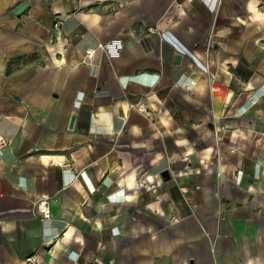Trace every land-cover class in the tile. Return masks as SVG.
<instances>
[{"label": "crops", "instance_id": "crops-1", "mask_svg": "<svg viewBox=\"0 0 264 264\" xmlns=\"http://www.w3.org/2000/svg\"><path fill=\"white\" fill-rule=\"evenodd\" d=\"M0 264H264V0H0Z\"/></svg>", "mask_w": 264, "mask_h": 264}, {"label": "built area", "instance_id": "built-area-1", "mask_svg": "<svg viewBox=\"0 0 264 264\" xmlns=\"http://www.w3.org/2000/svg\"><path fill=\"white\" fill-rule=\"evenodd\" d=\"M148 31H149V33H156L157 29L149 27ZM213 37H214V35H211V39ZM108 46H109L108 44H104V45L100 44L99 48L104 50V49H107ZM94 53H95V51L93 49H87L86 50V57L88 59H92L94 56ZM131 108L136 109L139 113H142V114L147 115V116L150 115V113L152 111L151 108L148 107L146 105V103L142 102V101L139 102L138 104L131 105ZM35 206H36L35 208L37 210V213L39 214V216L42 219L50 217L51 214H50V207H49V201L48 200H46V199L45 200H39V201H37ZM27 261L31 262V263L36 262L34 257L27 259Z\"/></svg>", "mask_w": 264, "mask_h": 264}, {"label": "water", "instance_id": "water-1", "mask_svg": "<svg viewBox=\"0 0 264 264\" xmlns=\"http://www.w3.org/2000/svg\"><path fill=\"white\" fill-rule=\"evenodd\" d=\"M29 3L27 1L21 3L15 10H14V15H21L24 11H26L29 8ZM176 60H179V56H176ZM74 120H75V115H72L71 120H70V124H69V128H72L73 124H74ZM162 178L163 179H169V175L168 172H163L162 173Z\"/></svg>", "mask_w": 264, "mask_h": 264}, {"label": "bare ground", "instance_id": "bare-ground-1", "mask_svg": "<svg viewBox=\"0 0 264 264\" xmlns=\"http://www.w3.org/2000/svg\"><path fill=\"white\" fill-rule=\"evenodd\" d=\"M59 160H60V159H59ZM59 160H58V161H59ZM55 161H56V160H55ZM60 162H61V161H60Z\"/></svg>", "mask_w": 264, "mask_h": 264}]
</instances>
